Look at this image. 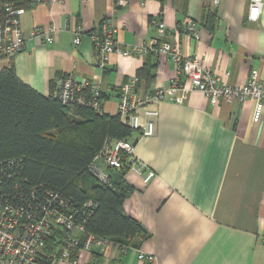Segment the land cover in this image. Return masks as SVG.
Segmentation results:
<instances>
[{
    "label": "crops",
    "instance_id": "0c3cea01",
    "mask_svg": "<svg viewBox=\"0 0 264 264\" xmlns=\"http://www.w3.org/2000/svg\"><path fill=\"white\" fill-rule=\"evenodd\" d=\"M249 6L250 0L216 5L214 0H129L119 8L113 0H45L24 9L25 47L11 59H0V70L13 64L25 84L46 96L60 76L98 81L106 94L105 112L116 114L122 85L145 63L155 78L141 84L152 92L171 83L177 64L153 52L114 53L99 69L90 34L112 16L122 27L116 34L121 47L148 44L157 35L151 18L175 32L185 17H192L200 38L182 34L185 54L198 55L226 84H244L253 70L264 80V6L257 21L248 19ZM78 25L81 43L76 45ZM38 27H55L54 42L33 35ZM255 106L252 98L214 104L193 91L182 103L157 100L139 108L142 121L152 119L155 131L142 137L135 130V157L155 176L146 183L142 175L127 171L135 189L124 209L148 234L124 251L108 246L103 254L96 244L94 251L82 253V264H144L139 250L155 255L158 264H264V115L254 122ZM148 109L157 114L147 116Z\"/></svg>",
    "mask_w": 264,
    "mask_h": 264
},
{
    "label": "built area",
    "instance_id": "2783aa9c",
    "mask_svg": "<svg viewBox=\"0 0 264 264\" xmlns=\"http://www.w3.org/2000/svg\"><path fill=\"white\" fill-rule=\"evenodd\" d=\"M45 0H35L38 4ZM88 2L90 0H82ZM129 0H113L115 8L125 7ZM215 5L220 0H214ZM144 4V3H143ZM264 0H250L248 19L257 21L261 15ZM7 23L0 25V59H11L23 51L25 35L20 26V17L24 12L13 4H7ZM150 24L157 28V35L148 44H132L121 47L116 34L118 27L113 18L104 19L90 36L96 47V65L99 69L107 67L112 55L133 54L169 55L177 64V72L168 86L155 91L146 90L138 76L132 77L122 85L119 93L117 112L133 130H139L143 136H151L155 131L152 119L142 121L139 108L154 101L169 100L182 103L190 92L203 93L212 103L219 101L245 102L252 98L256 101L254 122H260L264 115V80L258 70H253L249 79L242 85H230L209 69L198 55L183 52L182 34L200 38L197 19L185 17L175 32L167 28L163 20L151 18ZM67 28L69 19H67ZM125 26V24H124ZM123 26V27H124ZM55 27L35 28L33 35H41L49 43L54 42ZM76 45L81 43V26L74 29ZM55 95L66 105L79 104L92 108L95 112L104 110V93L101 83L95 80H78L73 75L60 76L56 81ZM147 116L157 112L147 110ZM16 164L13 160H0V264H47L49 261L61 264H82L83 252L94 251L96 244L102 247V253L108 246H116L108 238L87 231L85 221L74 202L59 192L48 190L42 194L34 189L29 194L20 193L12 198L4 186V165ZM128 165L137 174L142 175L146 183L155 176V171L135 157V141L132 138H106L102 148L89 164L90 172L103 184H111L113 172ZM92 207V200L89 202ZM63 231L61 238L57 232ZM264 242V235H263ZM138 259L144 264H158L153 254L138 251ZM98 264H108L99 262Z\"/></svg>",
    "mask_w": 264,
    "mask_h": 264
},
{
    "label": "trees",
    "instance_id": "16d2710c",
    "mask_svg": "<svg viewBox=\"0 0 264 264\" xmlns=\"http://www.w3.org/2000/svg\"><path fill=\"white\" fill-rule=\"evenodd\" d=\"M34 1L0 0V25L7 23V4L28 9ZM137 76L146 82L155 78L148 63ZM56 83L51 81L46 96L25 84L13 64L0 70V160L17 161L4 165V186L12 198L34 189L42 194L57 191L77 205L87 231L110 239L123 251L137 247L135 238L148 233L124 209L135 189L126 179L129 166L119 168L120 177L113 175L111 184L99 182L89 170L106 138H131L135 130L118 113L62 104L55 95ZM62 233L59 229V238Z\"/></svg>",
    "mask_w": 264,
    "mask_h": 264
},
{
    "label": "water",
    "instance_id": "95a60500",
    "mask_svg": "<svg viewBox=\"0 0 264 264\" xmlns=\"http://www.w3.org/2000/svg\"><path fill=\"white\" fill-rule=\"evenodd\" d=\"M115 179H118L120 177V173L119 172H114L113 173Z\"/></svg>",
    "mask_w": 264,
    "mask_h": 264
},
{
    "label": "rangeland",
    "instance_id": "374dc122",
    "mask_svg": "<svg viewBox=\"0 0 264 264\" xmlns=\"http://www.w3.org/2000/svg\"><path fill=\"white\" fill-rule=\"evenodd\" d=\"M33 5H34V4H33ZM115 100H116L115 98L112 99V101H115Z\"/></svg>",
    "mask_w": 264,
    "mask_h": 264
}]
</instances>
